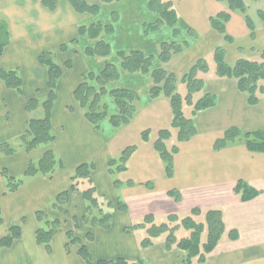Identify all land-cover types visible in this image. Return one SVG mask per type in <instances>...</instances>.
<instances>
[{"label":"crops","instance_id":"crops-1","mask_svg":"<svg viewBox=\"0 0 264 264\" xmlns=\"http://www.w3.org/2000/svg\"><path fill=\"white\" fill-rule=\"evenodd\" d=\"M42 1L0 0V19L7 23L9 33L8 44L0 56V69H18L22 78L21 93L7 87L0 78V142L17 140L27 130L31 118L43 117L41 105L27 110L31 99L43 102L50 92L48 68L39 61L40 55L53 52L54 61L63 70L51 112L55 140L29 153L20 147L12 155L0 153V238L11 225H20L22 231L12 246L1 250L2 263L89 264L79 252L86 246L92 264L117 258L143 260L146 264H184L186 253L178 248L167 249L164 237L152 246L142 247L146 230L128 233L126 227L149 215L156 221V215L167 217L171 212H187L193 208H221L227 232L236 231L239 237L236 240L224 238L205 261L193 264H264V153L251 152L244 144L214 149L216 140L232 126L249 131L264 130V96L257 104H249L237 80L218 77L216 64L213 71L210 60L214 50L222 47L230 65L240 59L261 61L264 20L260 12H264V8H257L255 18L248 13L250 4L259 0H243L255 25L253 35L244 14L231 11L226 2L170 0L178 14L177 37L169 26L145 32L144 26L158 19L146 0L100 3L96 15L76 12L69 0H58L55 10L45 7ZM87 1L99 3L98 0ZM220 12L231 14L226 24L231 42L211 25V18ZM95 22L109 25L112 31L102 33L98 39L80 34L81 27ZM102 40L110 45L108 57L86 53ZM174 41L188 42L189 47L164 66L181 78L198 60L206 59L209 71L202 75L205 80L203 93L214 95L216 105L194 115L198 133L179 143V152L174 157V175L168 177L155 143L159 131L172 123L170 100L163 95L152 99L151 75L124 71L118 53L137 50L153 56L154 70L162 66L158 59L160 44ZM63 44H68L66 51L60 49ZM106 61L119 72V77L110 82L107 89L134 90L139 102L129 124L116 129L107 118L98 130L86 118L76 100L75 90L84 74L99 75ZM183 89L186 91L184 84L179 83L178 91ZM105 98L110 114H116L115 103L109 95ZM147 130L149 138L145 140L143 132ZM129 146H136V149L126 163V170L112 175L109 161L120 157ZM48 150L54 151L64 168L58 167L50 175L26 178L17 191L5 194L2 169L21 178L28 164L39 160ZM84 162H94L92 180L97 195L113 205L109 228L94 227L84 221L87 202L83 189L89 185L86 183L75 191L71 188V175ZM114 180L120 182L119 187ZM239 180L259 194L250 201H242L234 191ZM148 183H152L153 188H149ZM171 190H178L182 200L172 198L168 194ZM64 191H69L66 211H58L52 203ZM120 201L126 204V210L118 208ZM37 211L61 221L59 231L52 238L51 251L37 242L36 232L40 227ZM70 232L79 242H71Z\"/></svg>","mask_w":264,"mask_h":264},{"label":"trees","instance_id":"trees-1","mask_svg":"<svg viewBox=\"0 0 264 264\" xmlns=\"http://www.w3.org/2000/svg\"><path fill=\"white\" fill-rule=\"evenodd\" d=\"M99 3L90 4L87 0H69L72 8L78 13H90L96 15L100 9V3H113L120 0H98ZM149 9L158 14V19L154 23L146 24L144 30L146 33L157 31L163 26H169L173 29L174 36L179 35L176 28L178 14L170 0H146ZM226 2L231 11H238L244 14L246 22L254 34L255 25L247 14V8L243 0H217ZM43 5L50 10H55L58 6V0H43ZM264 20V12H260ZM229 12H220L211 18L212 27L220 34L224 35L226 41L231 42L232 37L227 33L226 24L230 20ZM109 25L101 22H95L90 26L80 28V34H88L92 39H98L102 33L111 32ZM191 31V30H189ZM196 38L197 36L194 35ZM9 33L8 26L4 20L0 19V56L8 44ZM75 42V41H74ZM73 42V43H74ZM189 47L188 42H166L159 46L158 59L162 66L152 70L154 61L153 56H147L141 51H121L118 57L121 61V67L129 73H147L151 75L152 86L150 96L156 99L165 96L170 100L173 112V120L169 127L159 131V137L155 143V149L160 154L165 167L166 175H174V157L179 152V143L188 141L197 133V127L194 123V115L201 110L211 108L216 105V97L212 94L203 93L204 77L203 74L209 71V65L206 59L198 60L190 70L179 78L174 72L168 70L164 64H168L176 55L182 53ZM61 51L68 49V44L61 46ZM91 56L108 57L111 53L110 45L106 41H99L95 46L86 50ZM213 59L216 64V75L220 78L236 79L239 89L246 93L248 102L251 105L257 104L264 96V52L261 54V61H251L240 59L234 65H230L225 60V51L222 47L214 50ZM39 61L48 68V85L50 92L43 102L39 99H31L27 105V110L32 111L40 105L44 114L40 118H31L28 127L17 141L19 146L12 145L11 142H0V153L12 155L19 150V147L32 152L38 147L49 145L55 140L52 131L51 112L56 100V85L63 74L62 68L54 61L53 52H43ZM71 64H68L70 67ZM119 77L117 68L106 61L103 71L99 75L90 72L84 74L82 82L75 90V97L79 105L85 112V116L98 130L101 129V123L107 118L114 128L119 129L129 124L138 109L139 95L130 89H114L109 91L107 85ZM0 78L7 87L22 92V78L19 70L0 69ZM179 83H183L186 91L184 94L178 91ZM106 95L112 99L117 107L116 114H110L109 106L106 101ZM187 108H191L190 111ZM143 138L148 140L149 131L143 132ZM235 144H244L251 152L264 153V130H242L232 126L225 130L224 136L216 140L215 150H221ZM136 146L127 147L118 158L109 161V171L112 175L126 170V163ZM64 168L62 161L58 160L53 150H48L37 161H31L21 178L10 176L6 169H2V176L5 180V194L17 191L25 182L26 178L37 175H50L56 168ZM95 169L94 162H84L77 166L71 175L72 190H80L81 186L88 184L83 189V195L87 202V212L84 221L91 226H100L109 228L111 226L113 205L111 202L97 195L96 188L92 180V172ZM116 187L120 186L118 180H114ZM132 184V183H130ZM153 188L152 183L147 184ZM236 194L241 196L242 201L254 199L259 192L252 189L246 182L239 180L234 188ZM176 201L182 200V195L178 190H171L168 193ZM69 199V191H64L57 195L52 203V207L58 211H66V205ZM120 210H126L127 206L123 202L118 203ZM180 213L169 214L167 221L156 223L152 215L146 216L142 221L135 222L126 227L128 233L137 229H145L146 236L141 241L142 247L152 246L155 241L164 237L167 249L178 248L186 253L184 264H193L206 260L215 247L224 238L236 240L239 237L238 232H227L224 221V212L221 208H193L184 213L180 218ZM40 227L37 229V242L44 245L47 251H51V241L53 236L59 231L61 221L49 218L43 211L36 212ZM1 221V219H0ZM174 224V225H173ZM78 224H76L77 227ZM185 228L189 234L183 237H177L176 233ZM22 231L20 225H11L5 234L0 238V252L2 249L12 246L16 239L21 237ZM70 234L71 242L77 243L79 240ZM80 255L89 263L93 260L86 248H80ZM0 264H3L0 257ZM96 264H146L143 260L132 262L125 258L112 260H99Z\"/></svg>","mask_w":264,"mask_h":264},{"label":"rangeland","instance_id":"rangeland-1","mask_svg":"<svg viewBox=\"0 0 264 264\" xmlns=\"http://www.w3.org/2000/svg\"><path fill=\"white\" fill-rule=\"evenodd\" d=\"M251 3V2H250ZM257 8H264V0H259L258 2H253L252 4H250V7L248 8V13L250 12V14L251 15H253L252 17H257L256 16V10H257ZM211 60V65H212V70L214 71V69H215V62H214V60L213 59H210ZM184 91V89L183 90H181L180 92H183ZM185 93V91L182 93V94H184ZM11 143H12V145H14V146H16V147H18L19 146V143H18V141L15 139V140H12V141H10ZM9 173V172H8ZM10 175V174H9ZM11 176V175H10ZM184 213H186V212H181L180 213V218H182L183 217V215H184ZM170 214H173L172 212L170 213ZM168 217V216H167ZM167 217L166 216H161V215H156V223H163V222H166L167 221ZM174 225V224H173ZM145 230V229H144ZM189 234V232H188V230H186L185 228H183V229H181V230H179L177 233H176V235H177V237H183V236H186V235H188ZM145 236H146V233H145ZM163 237V236H162ZM161 237V238H162ZM165 237V236H164ZM130 261H132V262H138L139 260H130ZM146 263V262H145Z\"/></svg>","mask_w":264,"mask_h":264}]
</instances>
